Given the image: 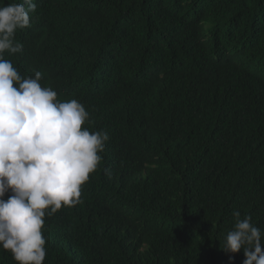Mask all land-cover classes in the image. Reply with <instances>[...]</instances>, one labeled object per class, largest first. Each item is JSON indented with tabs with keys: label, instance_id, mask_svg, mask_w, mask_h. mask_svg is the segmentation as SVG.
I'll return each mask as SVG.
<instances>
[{
	"label": "trees",
	"instance_id": "1",
	"mask_svg": "<svg viewBox=\"0 0 264 264\" xmlns=\"http://www.w3.org/2000/svg\"><path fill=\"white\" fill-rule=\"evenodd\" d=\"M34 2L5 59L110 136L43 264H243L221 246L234 211L264 233V0Z\"/></svg>",
	"mask_w": 264,
	"mask_h": 264
},
{
	"label": "clouds",
	"instance_id": "2",
	"mask_svg": "<svg viewBox=\"0 0 264 264\" xmlns=\"http://www.w3.org/2000/svg\"><path fill=\"white\" fill-rule=\"evenodd\" d=\"M36 7L34 0L0 6V247L17 264H43L46 215L83 202L82 187L110 139L106 130L84 127L90 114L81 102L58 99L57 91L40 83L41 72L22 77L5 59L6 52H22L16 32L30 26ZM233 217L221 249H243V264H264V233L250 215L241 219L234 211Z\"/></svg>",
	"mask_w": 264,
	"mask_h": 264
}]
</instances>
